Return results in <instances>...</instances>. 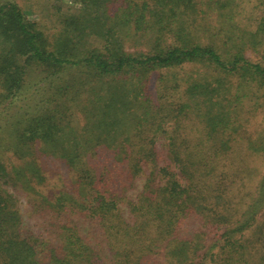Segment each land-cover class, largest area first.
<instances>
[{"label":"trees","instance_id":"obj_1","mask_svg":"<svg viewBox=\"0 0 264 264\" xmlns=\"http://www.w3.org/2000/svg\"><path fill=\"white\" fill-rule=\"evenodd\" d=\"M73 1L79 13L62 16L52 40L0 1V104L28 98L25 83L38 76L44 83L34 113L16 104L0 125V264H264V174L251 195L250 183L225 182L244 178L242 167L210 165L232 146L238 104L254 101L253 87L264 101V56L243 52L264 44V14L241 39L225 12L228 24L208 23L218 42L204 43L193 34L203 5L221 15L229 2ZM193 64L205 68L171 71ZM154 70L157 102L143 92ZM36 144L66 166L55 195L38 189Z\"/></svg>","mask_w":264,"mask_h":264},{"label":"rangeland","instance_id":"obj_2","mask_svg":"<svg viewBox=\"0 0 264 264\" xmlns=\"http://www.w3.org/2000/svg\"><path fill=\"white\" fill-rule=\"evenodd\" d=\"M5 1V0H0ZM15 2L21 10L27 15V18L35 21L39 28L44 31L47 37L52 40L53 35L59 28V22L62 16H66L68 14H76L79 13V7H82V4L73 0H8ZM229 2L227 8L220 9L221 15L218 14L216 8L207 9L206 5H203V8L207 10V13L204 14L202 19L201 15H199L196 19V26L199 23L198 27H195L193 30V34L195 38H197L201 42L211 41V43H217L220 39L221 34L217 33L216 30L210 29L208 23L212 22H221L224 24H228L230 18L228 15L224 16L225 12H228L229 15H232V22L237 23L240 26L239 30H234L237 38L241 39H250L251 35L249 32L244 29L254 28L257 24L258 19L264 14V0H222ZM240 6V8H239ZM113 7V6H111ZM116 7V4L114 8ZM89 40H91L89 42ZM92 37H89L87 42L88 45L92 42ZM127 41V40H126ZM217 41V42H216ZM246 41V40H244ZM138 42L127 41L125 43L126 49L130 51L136 50L138 47ZM252 43V42H251ZM246 43L244 44L243 52L244 54L252 59V60H260L262 56H264V44L259 43V45ZM205 67L199 65H184L183 67H178L176 69L171 70L180 75H187L188 73H194L196 70L203 71ZM165 72V71H164ZM148 79L144 81L143 92H146V97H155V102L160 101L162 99L159 88L161 84L158 82V71L149 72ZM67 75L65 72H60L58 75ZM146 76V75H145ZM40 76L37 77V82L34 83L36 78L32 80V84L25 83L28 88L25 92L28 94V98L22 96V101L17 100L14 103H9V100H4L3 104H0V125L2 122H5L7 118H13L15 115L16 104H24L27 103L22 108L20 113L24 111L28 113H34L36 110V106H40L39 101L40 93L42 88L44 87L43 81H40ZM250 91H255L253 95V100L245 99L240 102L239 109L235 113V124L234 126L238 127L237 133H235V139L232 143L230 149L226 150L227 153L224 155H220L221 159L217 162V160H213L210 165H224V167H228L226 169L232 171L236 170L237 167L241 168V173L244 178H239L235 176L228 178V180L236 179L243 180L246 183L251 184V195L254 191V186L259 182V179L264 174V170L262 168V159L259 158V155L256 154L257 146L259 142L262 141V145H264V101L260 98H257L260 92H256V88L253 87ZM25 100V101H24ZM260 102V104L258 103ZM36 103V104H35ZM74 124L80 125L82 123L81 116L78 111H75L74 120L72 119ZM183 122L187 125L189 122L187 120H183ZM181 124V123H180ZM182 133V132H180ZM257 143V144H255ZM255 144V145H254ZM38 145H33V157L37 161V163L41 166L43 173L46 177V181L44 184L38 186L40 192L44 195H55L58 191H61L64 187V181L66 180V166L62 162L60 158L53 157L50 155H43L38 151ZM157 146L163 151L166 152L165 140H159ZM3 159L10 158L12 163H21L22 161L18 159L15 155L10 151H3ZM7 165H9L7 163ZM221 167V166H220ZM244 169V170H243ZM227 171V170H226ZM227 173V172H226ZM230 178V179H229ZM63 181V185L62 184ZM140 183V180L138 181ZM250 184H247L250 185ZM249 188L245 189L240 195L243 198H247L249 201ZM262 212V209L260 210Z\"/></svg>","mask_w":264,"mask_h":264}]
</instances>
